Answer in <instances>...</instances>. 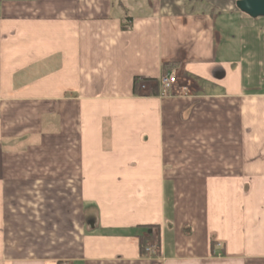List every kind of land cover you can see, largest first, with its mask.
I'll list each match as a JSON object with an SVG mask.
<instances>
[{"label": "crops", "instance_id": "crops-1", "mask_svg": "<svg viewBox=\"0 0 264 264\" xmlns=\"http://www.w3.org/2000/svg\"><path fill=\"white\" fill-rule=\"evenodd\" d=\"M237 1L0 0V264H264V17Z\"/></svg>", "mask_w": 264, "mask_h": 264}, {"label": "water", "instance_id": "water-1", "mask_svg": "<svg viewBox=\"0 0 264 264\" xmlns=\"http://www.w3.org/2000/svg\"><path fill=\"white\" fill-rule=\"evenodd\" d=\"M236 6L253 19L264 17V0H238Z\"/></svg>", "mask_w": 264, "mask_h": 264}, {"label": "rangeland", "instance_id": "rangeland-1", "mask_svg": "<svg viewBox=\"0 0 264 264\" xmlns=\"http://www.w3.org/2000/svg\"><path fill=\"white\" fill-rule=\"evenodd\" d=\"M196 4H199L197 1H196ZM180 85V81H179V79L177 78V85L176 86H179ZM27 228H34L33 227V224H26L25 225ZM19 240V239H18ZM15 241V240H14ZM22 241H24V240H22ZM20 242V241H19ZM51 242H53V241H50V240H44V241H38V240H26L25 241V245L27 246H29L31 249L32 248H35V250L37 249V246L38 247H40L41 249H42V247H45V248H49V245H50V243ZM69 242L70 241H66V243L65 242H61L60 243V247L62 248V249H65V250H67L68 249V245H69ZM20 243H22V242H20ZM53 247V246H52Z\"/></svg>", "mask_w": 264, "mask_h": 264}, {"label": "built area", "instance_id": "built-area-1", "mask_svg": "<svg viewBox=\"0 0 264 264\" xmlns=\"http://www.w3.org/2000/svg\"><path fill=\"white\" fill-rule=\"evenodd\" d=\"M161 85L165 91V95L166 93L169 91V90H172L173 88L176 87L177 85V77L174 75V73H170L166 76H164L162 79H161ZM155 248L152 247V246H147L146 248V254L151 256L154 254Z\"/></svg>", "mask_w": 264, "mask_h": 264}, {"label": "trees", "instance_id": "trees-1", "mask_svg": "<svg viewBox=\"0 0 264 264\" xmlns=\"http://www.w3.org/2000/svg\"><path fill=\"white\" fill-rule=\"evenodd\" d=\"M136 87V85H135ZM135 92H136V89H135ZM147 243H148V240L145 239V238H141L140 240V251H141V255L142 256H146V248H147Z\"/></svg>", "mask_w": 264, "mask_h": 264}]
</instances>
